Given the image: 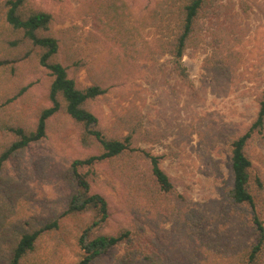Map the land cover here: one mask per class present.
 Listing matches in <instances>:
<instances>
[{"label":"rangeland","instance_id":"obj_1","mask_svg":"<svg viewBox=\"0 0 264 264\" xmlns=\"http://www.w3.org/2000/svg\"><path fill=\"white\" fill-rule=\"evenodd\" d=\"M84 1L28 0L27 7L52 15L59 59L67 65L69 77L80 87L98 84L104 89L88 102L97 128L107 136L131 135L132 146L158 156L174 192L187 197L193 216L202 220L193 226L197 237L202 238L199 231L205 226L213 242L211 247L205 243L196 247L175 216L168 218L164 211L152 209L157 196L151 195L150 187L155 182L139 151H126L117 160L81 170L87 174L89 193L107 202L103 222L92 226L98 221L93 209L65 214L75 188L71 162L98 151L82 144L79 126L60 111L48 121L46 136L15 153L0 172V264H8L10 247L21 232L53 219L57 227L40 236L21 264H77L84 255L79 238L86 229L88 239L129 232L127 240L91 264H155L156 259L165 264H239V249L253 240L251 213L228 200L232 182L228 144L249 126L264 90V0H205L192 45L182 57L186 78L173 71L163 42L174 35L188 0H125L143 51L135 66L117 72L112 62L116 49L100 33ZM7 30L0 12V34L5 37ZM214 30L216 39L228 35L225 41L237 53L231 68L219 76L206 62ZM19 59L26 58L20 54ZM3 63L0 121L31 124L39 109L50 105L47 74L24 61L25 66ZM19 86L25 89L21 95ZM6 95L13 97L12 103L6 104ZM7 130L1 124L0 140L10 134ZM245 154L251 162L255 203L263 208L264 138L248 143ZM260 219L264 221V216Z\"/></svg>","mask_w":264,"mask_h":264},{"label":"trees","instance_id":"obj_2","mask_svg":"<svg viewBox=\"0 0 264 264\" xmlns=\"http://www.w3.org/2000/svg\"><path fill=\"white\" fill-rule=\"evenodd\" d=\"M27 1L4 0L0 3L4 27L10 29L7 30L8 35L5 37L0 34V43L3 48V54L0 53V66L4 65L3 61H12L15 64H21L24 61V64H31L39 70H44L47 74L45 86L50 105L42 106L37 112L35 121L31 124L20 121L13 122L12 120L0 121V126L5 124L10 133L0 140V172L6 161L15 153L41 141L46 136L50 118L62 111L79 126L82 144L86 147L93 146L98 151L97 154L71 162L70 178L75 188L67 202L65 214H78L93 209L98 216V221L94 222L92 226L103 222L108 216L107 202L101 195L89 193L87 174L82 173L81 170L90 169L106 160H117L126 151L131 154L139 151L147 160L150 176L155 182H153V187H150L151 195L157 196L152 209L157 208L159 211H164L168 218L175 216V220L180 221L182 225V231L190 237L189 240L196 247H200L204 243L211 247L213 239L208 237L205 226H202L199 231L202 238L197 237L199 233L193 226H198L202 220L193 216L187 197L174 192L168 175L160 166V158L136 145L132 146L131 135L123 138L116 135L107 136L97 128V119L88 109V102L103 94L104 89L98 84L80 87L73 78L69 77L67 65H63L59 59V42L52 31V15L41 8H28ZM204 2L205 0H188L182 7L174 35L170 40L163 42L171 56L173 71L182 78L187 77L182 57L187 48L192 45V33ZM84 8L93 15L100 33L104 34L107 40H111L116 49V52L112 53L113 69L115 71L118 68L125 70L130 65L135 66L140 60L143 49H139L140 40L137 37L140 34H138L137 27L133 26L135 23L131 21L130 7L126 1L85 0ZM227 36L219 34V38L216 39L214 30L211 55L206 59L209 64L208 69L218 76L221 71L231 68L229 67L231 59L237 55L232 46L226 43ZM5 48L8 49L7 53ZM10 53L11 58H8ZM20 54H23L26 59L20 60ZM15 64L12 65L13 70L16 69ZM24 64L21 65L25 66ZM73 66L76 64L74 63ZM5 77L0 76V80H4ZM17 91V94L21 95L25 89L19 86ZM6 96L8 97V95ZM12 101L13 97H8L6 104L12 103ZM263 130L264 90L257 97L255 117L249 126L243 132L233 136L228 144L232 182L227 190V197L233 206L247 207L251 213L249 225L253 240L244 243L243 247L239 249L241 252V255L238 252L239 264H264V221L260 219L261 215L264 216V207L255 203L250 182L251 162L245 154L248 143L264 138ZM57 225V220L53 219L40 228L21 232L16 242L10 247L8 264H21L34 250L35 243L40 236L47 230L55 229ZM87 231L88 229L79 238V245L84 255L77 264H91L95 259L106 254L111 248L129 237V232L126 230L116 236L98 235L88 239ZM165 263L159 259L155 261V264ZM216 264H218L217 261Z\"/></svg>","mask_w":264,"mask_h":264}]
</instances>
